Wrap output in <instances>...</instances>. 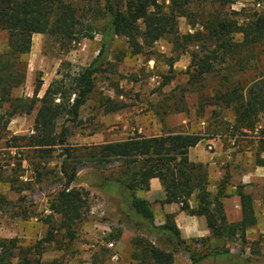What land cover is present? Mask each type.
Segmentation results:
<instances>
[{
  "label": "trees",
  "instance_id": "obj_1",
  "mask_svg": "<svg viewBox=\"0 0 264 264\" xmlns=\"http://www.w3.org/2000/svg\"><path fill=\"white\" fill-rule=\"evenodd\" d=\"M72 1L0 0V32L8 38L6 48L0 53V110L4 105H8V110L0 119L5 118L4 124H8L15 113L29 115L36 111L32 134L11 137L12 143H7L11 148L25 149L26 156L19 165L25 162L31 166L39 183L45 165L52 161L59 165L58 172L53 174L60 188L48 202L50 215L45 223L49 229L44 242L53 243L56 230L52 226L53 217H57V224L69 235L81 219L84 197L74 187L87 184L78 178V172L90 164L110 169L111 179H106L105 185L120 189L131 214L144 222L148 236L171 246L170 250H163L155 242L135 238L132 257L137 264H173L178 252H185L190 264H199L208 258H231L229 251L221 249L197 256L188 243L203 240L184 239L174 214H165L163 223L156 224L152 205L136 195L147 193L150 180L157 179L163 190L158 205L176 204L186 216L203 218L210 238L235 241L240 237L244 241L247 230L256 224L252 196L241 187L237 189L241 219L228 223L222 201L226 197L227 178L217 185L216 193L210 192L207 165L192 162L188 157L189 150L203 140L202 136L172 132H163L157 137L136 134L119 142L76 147H71L68 137L70 129L81 124V109L94 95L102 60L118 37L127 41L130 57L151 51L162 40L175 48L183 45L192 48L190 83L195 84L214 73L219 76L223 83L214 97L223 109L232 112V129L255 132L260 117L264 116V72L257 63V50L263 46L264 13H253L240 25L233 19L235 14L224 11L232 0H164L162 4L157 0H88L81 7ZM166 1L168 6H164ZM197 1H200L201 13L190 21L191 5ZM215 5L218 9L213 11ZM87 15L89 18L84 20ZM181 17L189 20L193 33L178 34ZM96 34L101 36V48L88 66L72 74H60L40 98L42 83L36 85L32 98H12V92L25 82V58L30 54L34 35L53 37L64 46L92 39ZM121 60L119 57L118 61ZM249 70L253 72L250 78L244 82L237 79L232 84V77ZM115 93L121 95L122 91ZM99 101V108L106 113L124 108L110 97H101ZM258 134L254 164L264 168V127L258 129ZM113 163L117 165L115 168L111 167ZM17 183L18 180L12 179L0 181V185L6 184L15 194L31 186V182ZM262 194L264 198V186ZM11 203L0 192V208ZM44 247L43 242L23 248L16 239H0V264H54L41 261Z\"/></svg>",
  "mask_w": 264,
  "mask_h": 264
},
{
  "label": "rangeland",
  "instance_id": "obj_2",
  "mask_svg": "<svg viewBox=\"0 0 264 264\" xmlns=\"http://www.w3.org/2000/svg\"><path fill=\"white\" fill-rule=\"evenodd\" d=\"M87 1L72 2L81 7ZM157 1L159 4L164 2ZM258 2L264 0H232L224 11L235 14L233 19L241 25L247 16L264 13V8L256 6ZM168 5L166 1L164 6ZM217 9L216 5L212 7L213 11ZM191 11L193 14L189 19L193 21L201 13L200 1L191 5ZM88 18L89 15L84 20ZM186 33L193 31L189 20L181 17L178 19V34L182 36ZM7 39V34L0 32V53L6 48ZM101 43L99 34L92 39H81L64 46L53 37L34 35L30 54L25 58V82L12 92V98H32L36 85L42 83L38 93L40 98L60 74H72L94 61ZM262 44V48L257 50V63L264 72V38ZM127 45L125 39L115 38L112 48L102 60L101 72L96 76L95 93L81 109V124L70 129L68 143L76 147L119 142L139 135V130L140 135H152L155 131L151 130V116L158 123L161 133H195L202 136V146L207 152L205 141L220 136L230 149L229 163L218 179L209 178L208 190L216 193L217 185L227 178L226 197L222 201L228 223H237L241 219L237 189L241 187L244 193L251 194L256 224L247 230L244 241L240 237L235 241L214 239L209 234L204 237L182 236L187 241L203 240L188 243L197 256L215 249L227 250L232 255L225 259L208 258L199 264H264V168L254 164L258 129L264 127V116L260 117L255 132L233 130L232 112L223 109L214 97L223 83L220 77L214 73L195 84L190 83L192 48L186 45L175 48L162 40L155 43L151 51L130 57ZM119 57H122L121 61H118ZM252 73L249 70L244 75L232 77L231 82L234 84L237 79L244 82ZM117 91H122V94L116 95ZM104 96L114 99L124 108L116 113H106L99 108V100ZM7 110L8 105H4L0 116ZM35 113H15L8 124H4L5 118L0 119V181L18 180L17 184L31 182L30 188L21 194L9 191L6 184L0 185V192L12 202L0 208V239H16L23 248L43 242L45 251L41 261L54 264H137L132 257V241L137 237L155 242L163 250H170V245L156 242L148 236L144 222L131 214L120 189L105 185V180L111 179L110 169L95 168L90 164L78 172V178L87 184L74 187L84 197V208L81 219L72 229L73 235L62 230L57 224V217H53L52 226L56 227L53 243L48 245L44 242L49 229L45 223L50 215L48 202L60 188L53 174L58 172L59 165L57 161L45 165L46 170L39 183L31 166L25 162L19 165L26 156V152L23 153L25 149L11 148L7 143L11 137L32 134ZM181 121L185 122L184 125H180ZM172 124L174 126L170 127ZM116 166L113 163L111 167ZM208 173L210 177L209 170ZM145 194L138 192L136 195L143 197ZM152 209L156 224H162L165 213L161 214L155 204ZM173 264H190L187 254L176 253Z\"/></svg>",
  "mask_w": 264,
  "mask_h": 264
},
{
  "label": "crops",
  "instance_id": "obj_3",
  "mask_svg": "<svg viewBox=\"0 0 264 264\" xmlns=\"http://www.w3.org/2000/svg\"><path fill=\"white\" fill-rule=\"evenodd\" d=\"M184 123V121H181L180 125H184ZM173 126V124L170 125V127ZM151 130L155 131V133L147 135L146 137H157L161 135L159 125L153 116H151ZM138 133L140 135L141 131L139 130ZM226 144L227 143L221 140L220 136L213 137L205 141L204 146L208 147V152L204 150L202 142H199L194 148L189 150L188 157L192 162L207 165L210 172L209 178L211 180L218 179L222 171L226 168V164L229 163L228 155L230 149ZM149 186V191L142 198L149 201L152 206H154V204L155 206H158L161 214H175V221L181 234L185 235L187 238L204 237L209 234L203 218L186 216L184 213L180 212L179 206L176 204L164 205L162 207L156 205V202L163 198V190L157 179L150 180Z\"/></svg>",
  "mask_w": 264,
  "mask_h": 264
},
{
  "label": "built area",
  "instance_id": "obj_4",
  "mask_svg": "<svg viewBox=\"0 0 264 264\" xmlns=\"http://www.w3.org/2000/svg\"><path fill=\"white\" fill-rule=\"evenodd\" d=\"M256 6L258 8H264V3L263 2H258Z\"/></svg>",
  "mask_w": 264,
  "mask_h": 264
}]
</instances>
